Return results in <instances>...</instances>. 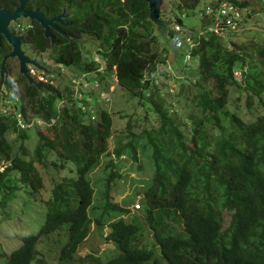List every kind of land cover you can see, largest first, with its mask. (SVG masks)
<instances>
[{
  "label": "trees",
  "instance_id": "16d2710c",
  "mask_svg": "<svg viewBox=\"0 0 264 264\" xmlns=\"http://www.w3.org/2000/svg\"><path fill=\"white\" fill-rule=\"evenodd\" d=\"M199 1L179 0L174 9H194ZM229 1L249 6L247 0ZM77 5L81 19L86 18L87 35L99 41L105 70L115 67L118 86L146 110L141 120L146 123L151 113L156 125L134 134L128 122L126 143L116 139L110 151L109 143L118 132L108 112L102 110L95 122L85 120L67 83L62 91L42 85L41 94L22 77L23 84L16 79L8 91L14 93L18 83L22 85L28 103L21 108L23 119H29V112L30 119L55 118L56 122L48 128L53 138L38 133L39 142L29 156L22 146L20 153L14 151L7 139L8 133H14L24 140L25 131L14 120L0 117V161L5 165L0 171V212L16 184L38 193L45 189L40 170L56 171L66 164L71 168L59 181L50 179L53 185L44 202L41 227L23 237L3 264H46L36 245L64 226L66 240L57 243L55 264H264V43H252L257 45L254 49L237 46L231 40L236 33L226 34L229 43L212 33L201 38L191 50L197 76L193 82L181 83L182 89L185 85L195 91L188 106L192 113L184 120L186 134L169 115L159 87L149 79L167 49L160 48L145 1L78 0ZM175 22L183 25L178 16ZM27 38L31 45L37 44L35 57L45 52L44 44L46 50L49 47L43 36ZM49 59L79 74L99 67L83 57L74 42L56 41ZM229 89L243 96V111L250 119L240 115V97L231 100L236 109H229ZM62 99L65 106L58 112L56 104ZM138 142H145L143 151L150 146L154 173L140 206L131 213L115 199L114 187L124 176L111 157L139 161ZM104 156L109 158L105 164ZM99 168L104 182L96 197L95 182L100 179L92 175ZM92 223L101 232L105 228V241L118 252L114 257L103 260L100 253L79 252Z\"/></svg>",
  "mask_w": 264,
  "mask_h": 264
},
{
  "label": "rangeland",
  "instance_id": "374dc122",
  "mask_svg": "<svg viewBox=\"0 0 264 264\" xmlns=\"http://www.w3.org/2000/svg\"><path fill=\"white\" fill-rule=\"evenodd\" d=\"M213 1L217 0H200L194 9H187L183 12L174 9L176 2L167 1L163 7V20H169L171 22L173 20V15H176L181 18L185 32H187V30H201L204 27L202 22H207V19L203 17L202 11L203 9L205 10V6L207 4H211ZM247 1L250 4L248 7L249 14L244 18L242 30L231 36V40H233L237 46L243 45L248 49H254L257 45L252 47V43H264V12L260 10L261 6L259 0ZM92 39L93 38L91 37L88 38V43L86 44L85 48L86 51L82 50L83 57L90 58L94 53H96L93 51L99 47V41L96 42ZM226 42L229 43L230 41L227 40ZM186 48V46H183L177 51L168 48L165 63L167 62L169 74H160L155 78V81L161 90V95L169 105V115L175 118V123L180 125L181 129L183 130V127L185 126V118L190 113H192V110L188 108V106L192 104L190 97L192 96L193 92L195 93L194 89L189 86H185V83H189V79H191L193 82L197 76V61L195 60H191L188 71L182 70L183 54L187 51ZM45 57L47 56H44V58ZM37 59L39 61L43 60L40 57H37ZM94 59L101 61V58L98 55H94ZM49 68L54 72H58L59 68L63 69V67L59 65L49 66ZM69 72H72V69L68 68L61 71L59 76L54 75V85L59 87L64 86V83L66 82L65 79L70 76ZM186 74L188 75V78H186ZM181 83L185 84L183 89ZM17 86L18 88H15V90L18 91L19 95H23L22 85H19L18 83ZM71 88L73 89L74 96L76 98H79L83 91H90L89 88L81 84H77ZM3 90L4 88H2L0 92H3ZM188 92L189 97H187ZM179 93H181V97L178 96ZM236 97H240V102H238L240 107H242V112L240 115L244 119H250V116L245 114L243 111V96H240L238 91L235 92L233 89H229L228 107L232 106L229 109H236L233 102L231 103V100L233 101ZM2 99L3 98L0 97V100ZM22 99H25L27 103V99L25 97L22 96ZM61 104L62 102L59 103V105ZM98 110L100 112L104 110L111 115L112 128L116 131V133L118 132L112 138L111 143H109L110 151L114 148L113 146L115 145L116 139H120L126 143V125L128 122L131 123L133 130L132 132L134 134H139L145 127L156 125L155 116L151 113L148 114L146 123L141 120V118L145 116V108L140 106L137 98L129 95L118 85H116L113 95H109V102H99ZM97 115H99V113H97ZM30 116L31 114L27 112V117L29 119ZM84 119L87 120V117H84ZM187 130L188 128L186 127L184 130L186 134L188 132ZM38 133H41L48 138H53V133L51 130L47 129V124L43 125L40 123L39 127L32 126L25 131L27 137L24 140L20 139L14 133H8L7 139L12 144L14 151H19L22 146L24 149H26L28 155L30 156L33 154L34 148L39 142ZM144 143L145 142H138L137 144L139 157V161L137 162H133L132 159L128 158L127 156H122L119 160L111 157L117 162L118 168L120 170L122 169L121 173L122 176H124L116 183L117 185L114 187L115 199L122 206L125 204L124 207L130 210L131 213L137 210L136 207L140 206V199L142 197L141 194L143 190L148 188L150 185L154 173L153 161L151 159V148L150 146L145 145L146 149L143 151L141 144L144 145ZM129 154H131V151H129ZM51 159L55 160V155H53ZM107 160H109V158L104 156L102 158L103 164H105ZM69 168H71V166L66 164L64 169L56 171H54L51 167L44 169L45 171L40 170L45 189H42L38 193L32 192L29 186L16 184L12 191H10V193L7 195L3 202V208L1 207L0 212V264H3L7 256L21 245V239L23 237L36 234L38 232L46 212L44 202L50 198V189L53 185L50 179L53 181H59L62 177L68 176ZM2 169H4V167L0 166V171ZM100 169L101 168L95 170L92 175L93 179H100L95 182L96 186L94 185L96 197H98L99 193L101 192L102 184L104 182L101 179L104 173H102ZM224 217L225 221L227 222L228 214L225 213ZM104 233H106L105 228H103L101 232L97 230L92 223L90 234L79 248V252H91L96 254L100 253V257L103 260L114 257L118 253L117 249L108 241H105L103 236ZM65 240L66 226H64L63 231L55 233L48 238H43L36 245V249L39 251L41 248V252L44 253L46 264H55L56 252L59 249L58 247L63 244ZM57 243H60V245Z\"/></svg>",
  "mask_w": 264,
  "mask_h": 264
},
{
  "label": "clouds",
  "instance_id": "9594fccd",
  "mask_svg": "<svg viewBox=\"0 0 264 264\" xmlns=\"http://www.w3.org/2000/svg\"><path fill=\"white\" fill-rule=\"evenodd\" d=\"M213 3L216 4L217 1H213ZM259 3H260V6H261L260 10L262 12H264V0H259ZM209 5L210 4H207L205 6V8L207 6H209ZM211 5H212V3H211ZM236 6L239 8V10L241 11V14H242L241 15V22H240V29H239V31H241L242 28H243L244 18L249 14L248 13V7L250 6V4H249L248 7H245V8L240 7L238 5H236ZM203 12H204V9L202 11V14H203ZM175 16L176 15H173V20L171 22L168 21L170 23H166L167 20L164 21L162 16H161L162 20L166 24L169 25L168 41H167V46H166L165 49L168 50V48H169V49L177 51L178 49H181L183 46H186L187 47L186 48L187 51L183 54V60H182L183 67H182V70L183 71H188V67L191 64V60H195V59H193L191 57V50L194 49V47L201 40V38L200 39L197 38V35H198L199 32H201L202 30L207 28V26L209 25V21H208V19L206 17L203 16L204 18L207 19V22H202V25H204V27L201 30H195V31L194 30L193 31H191V30L188 31L187 30V32H185V29H183L184 26L175 22ZM175 26H179L180 30L175 32L173 30V28ZM57 31L60 32L58 29H57ZM60 33H62V32H60ZM63 35H66V34H63ZM174 35H177L176 37L178 38L177 45H176L175 42H173V36ZM217 37L222 39V40H224V41H226L225 39H227V35L226 34L223 37H219V36H217ZM187 39H189L190 42H188ZM87 43L88 42L85 43V45L83 46L82 50L86 51L85 48H86V44ZM50 46H51V44H50ZM52 48H54V47H52ZM100 49H101L100 47H97L93 51V52H96V53H94L93 56L88 58V59H91L92 61H94V62L99 64V67L96 70V72L79 74V72H74L73 73V71H72V72H69L70 76L65 79L66 80L65 83H67L68 87H70V88L75 86V85H77V84H81V85H84V86H86L87 88L90 89V91L85 90V91L82 92V95H83L84 98L85 97H89L90 98V100L88 102H86L84 98L81 99L80 101L77 100L76 97L74 96V91L71 88V90L73 91V94H72L73 97L72 98L75 100L78 108H80V110L85 113V117H87V120H88V118H90L91 121H93V122L97 121L98 116H99V115H97V113H100V111L98 110L99 102L100 101L109 102V95H113L114 90L116 88V85H118V80H117V76H116V69H115V67H112L111 71H106L105 70L104 58H103V55H102V51ZM94 55L100 56L101 61L95 60L94 59ZM39 57L43 59L44 55L39 56ZM35 58L37 59V57H35ZM30 59H32V58H30ZM36 59H32V60H36ZM47 60L44 59L43 61H38V60H36V61L38 62L39 65L45 67L46 69H48V71H51L49 66H54V65H57V64H55L54 62L49 64L47 62ZM165 61H166V53L162 56V60L160 62L156 63L154 72L152 74H150L151 77L149 79L154 80V83L157 86H158V84L155 81L156 76L160 75V74H164V73L169 74V71L167 69V62L165 63ZM59 66H61V65H59ZM62 67H63V69L59 68L58 72L51 71L53 73H45L44 71L37 69L36 67H34L31 64H27L26 69H27V75L32 77L36 81V83H38L40 85V87H42V89H44L43 86H42V85H44V86H52V87L58 89L59 91H62L63 88H65L64 86L59 87L57 85H54V83H53V80L55 78L54 75L59 76L61 71L65 70V69H68V68H66L64 66H62ZM31 69L35 72V74H31L30 73ZM69 69H72V68H69ZM235 71H234L235 78L240 80L241 79L240 72L239 71L235 72ZM146 74H147V72H146ZM18 75L21 76L24 80H26L22 75L19 74V70H18ZM74 75H76V77H74ZM39 77H43L44 80L43 81L39 80ZM102 77H104V78L102 79ZM26 82H27V80H26ZM2 88H4V90H3V92H0V95H1L0 97H2L3 99H5V98L12 99L13 97H17V99H18L17 103L19 104V111H20L21 117L23 119V114H22V109L21 108H23V106H25V105H28V103H26V100L22 99V96L25 97L23 91H22L23 95L22 94L19 95L17 90H15L16 92L11 93L12 91L11 92L8 91L9 87H2ZM2 88H0V91H1ZM146 96H147V94H146ZM0 102H1V100H0ZM60 102H62L61 105H59ZM56 106H57L58 112H60L61 108L65 106V99H62V100L58 101ZM0 117L10 118L11 120H14L16 122L15 117H12L11 115H2V114H0ZM23 121H24L25 124L28 125V127L25 128V129H21L20 131H26L27 129H29L32 126L39 127L40 123H42L43 125L47 124V129H48L49 127L54 125L55 122H56L55 118H51L48 122L44 121V120H41L40 118H38V119L33 118V119H28V120H24L23 119ZM0 163H1L0 164L1 167H5V165H3V162L0 161ZM142 194H143V192H142ZM142 194H141V196H143ZM141 199H142V197H141ZM135 206H138V205H135ZM138 207H136V208H138Z\"/></svg>",
  "mask_w": 264,
  "mask_h": 264
},
{
  "label": "flooded vegetation",
  "instance_id": "af4514ba",
  "mask_svg": "<svg viewBox=\"0 0 264 264\" xmlns=\"http://www.w3.org/2000/svg\"><path fill=\"white\" fill-rule=\"evenodd\" d=\"M73 2H75L76 5H74ZM77 2L78 0H0V9L6 14L17 15L15 21L10 22L8 29L14 35L22 36L20 40L21 49L24 51L25 55L32 59H36L35 51L33 50L37 47V44L34 42L35 39H33L34 44L31 45L30 42L27 41V36L31 35L32 38L37 37V35L43 36L44 29L37 18L39 16L42 17V20L45 22L57 17H60L62 21H52V25H48V31L52 35L54 41L53 47H55L56 41L59 43L66 42L70 45L74 42L78 48L81 50L83 49L89 36L87 35L86 18L81 19L82 15H80L81 12ZM81 8L83 9V5ZM56 28L63 34L69 35L70 38H66L62 33L58 32ZM44 39L48 41L49 47L46 50V44H44L45 52L41 54L47 56L43 58V60L48 59L47 62L51 64L53 61L49 59V55L54 48L50 46V39ZM10 51L11 47L7 44L4 37H1L0 62L2 57ZM6 70L8 72V79L6 85L3 83L0 88L15 85L16 83L14 82L16 79H20L21 84H23L21 76L18 75V60L16 58L7 60Z\"/></svg>",
  "mask_w": 264,
  "mask_h": 264
},
{
  "label": "water",
  "instance_id": "95a60500",
  "mask_svg": "<svg viewBox=\"0 0 264 264\" xmlns=\"http://www.w3.org/2000/svg\"><path fill=\"white\" fill-rule=\"evenodd\" d=\"M147 4V10H148V19L153 24L154 27V33L155 35L160 39V48L163 50L167 46L168 41V31H169V25L166 24L161 16H163L164 11L163 7L165 2L167 1H174L176 2L175 5L179 3V0H144ZM17 15H9L3 12L2 9H0V39L1 37H4L7 44L11 47V51L7 54H5L0 62V86L4 83L6 85V81L8 79V72L6 70V62L9 59L16 58L18 60V69L19 74L22 75L26 80L27 84L30 86L35 87L38 91H40L41 94H44L42 87L36 81L27 75V64H31L34 67H36L39 70L44 71L45 73H53L51 71H48L45 67L38 64L36 60L30 59L27 55H25L24 51L21 49V38L20 35H14L9 29V24L11 21H15ZM42 28L44 29V38L50 39L51 48L54 45L53 37L48 31V25H52L51 22L58 21L62 22L60 20V17L52 18L50 21H43L42 17H37ZM57 30V29H56ZM66 38H70L69 35H64ZM77 41V39L75 38Z\"/></svg>",
  "mask_w": 264,
  "mask_h": 264
},
{
  "label": "built area",
  "instance_id": "2783aa9c",
  "mask_svg": "<svg viewBox=\"0 0 264 264\" xmlns=\"http://www.w3.org/2000/svg\"><path fill=\"white\" fill-rule=\"evenodd\" d=\"M241 15L239 8L229 0L221 3L217 2L215 7L207 6L203 12V16L208 19L209 25L198 33L197 38L200 39L207 33H212L219 37H223L227 33H237L240 29ZM173 30L177 32L180 30V27L175 26ZM176 36H173V42L177 45L178 38ZM187 41L190 42L189 39ZM30 73L35 74L32 69ZM39 80L43 81L44 79L43 77H39ZM83 98V95H80L76 99L80 101ZM84 99L86 102L90 100L89 97H85ZM17 101V97L2 99L0 102V114L15 117L17 126L20 129H25L28 125L24 123L21 117Z\"/></svg>",
  "mask_w": 264,
  "mask_h": 264
}]
</instances>
